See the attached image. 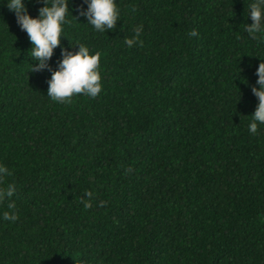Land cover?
I'll list each match as a JSON object with an SVG mask.
<instances>
[{
  "label": "trees",
  "instance_id": "16d2710c",
  "mask_svg": "<svg viewBox=\"0 0 264 264\" xmlns=\"http://www.w3.org/2000/svg\"><path fill=\"white\" fill-rule=\"evenodd\" d=\"M256 2L116 0V29L98 32L69 0L48 64L99 52L102 91L67 104L47 95L52 71H31L33 45L0 0V188L16 187L0 202V264H264ZM24 3L32 18L45 6Z\"/></svg>",
  "mask_w": 264,
  "mask_h": 264
},
{
  "label": "clouds",
  "instance_id": "9594fccd",
  "mask_svg": "<svg viewBox=\"0 0 264 264\" xmlns=\"http://www.w3.org/2000/svg\"><path fill=\"white\" fill-rule=\"evenodd\" d=\"M88 3L87 11L81 10L80 14L86 16L88 23L98 32L113 30L117 27L119 11L116 0H85ZM45 6L39 9V17L32 18L27 14V8L24 0H9L8 7L14 11L17 16V23L22 31H25L33 45L30 50V56L38 61V65L33 66L31 71L38 72L45 69L52 71L47 95L58 103H72L74 95H87L96 98L102 91L101 74L99 72L101 54H90L89 48L79 45L78 52H69L67 48L62 50L63 59L59 62L58 70H51L48 61L51 60L54 50L61 45L63 25L67 22L66 16L69 11V0H53L51 6L48 0H44ZM135 11V9H133ZM249 15L253 23L247 25L246 31L255 37L256 33L264 32V0H257L250 6ZM135 38H125V43L133 47L137 43L143 45L140 39L143 33V26L139 25L134 29ZM190 36L198 35L196 30L189 33ZM259 88L253 87L252 92L258 97V107L252 115V122L249 124V132L257 133L258 125L264 124V63H261L257 69ZM11 175L8 168L0 166V183H3L5 176ZM16 192L14 184H9L6 188H0V202L6 198L10 199ZM88 199L83 197L80 203L84 208H92V199L94 194L87 191L85 194ZM106 202H101L100 207H104ZM10 209H15V203H9ZM3 219L15 222L18 216L4 212Z\"/></svg>",
  "mask_w": 264,
  "mask_h": 264
}]
</instances>
